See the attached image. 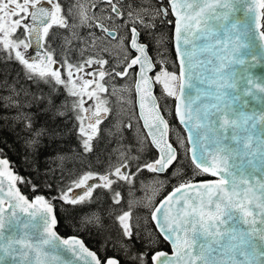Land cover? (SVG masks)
I'll list each match as a JSON object with an SVG mask.
<instances>
[{"label":"snow or ice","instance_id":"1","mask_svg":"<svg viewBox=\"0 0 264 264\" xmlns=\"http://www.w3.org/2000/svg\"><path fill=\"white\" fill-rule=\"evenodd\" d=\"M0 64V121L78 141L58 184L0 148V264H264V0H0Z\"/></svg>","mask_w":264,"mask_h":264},{"label":"trees","instance_id":"2","mask_svg":"<svg viewBox=\"0 0 264 264\" xmlns=\"http://www.w3.org/2000/svg\"><path fill=\"white\" fill-rule=\"evenodd\" d=\"M161 31H169L168 28H162ZM20 71V66L17 64L4 65L0 64V80L5 78V72L10 73L8 80H11L16 76L17 72ZM22 77V74H21ZM21 83L23 80L21 78ZM33 90H35L33 88ZM47 91V89H45ZM36 111V109H33ZM7 115L11 116L12 113ZM171 120V116L167 115ZM47 117L41 115L38 117V124H43ZM74 120L69 117H57L55 121H48V126L56 128L59 135L46 137L41 141L40 146L37 149L29 148L25 144L27 134L22 130V125H13L11 121H0V148L4 149L9 160L15 166V170L19 175L26 178L32 179L34 183H43L47 181L49 183L58 184L61 176V169L58 167V161L55 159L58 155H65L72 157L75 150H78V141L73 128ZM130 129L125 130L124 134ZM110 138L105 137L99 142L97 151L103 150ZM113 145H110L111 147ZM94 159V158H93ZM65 167L67 169L78 168L79 162L69 159L66 161ZM54 170V171H51ZM67 183V177L65 178ZM21 190L26 194L28 188L21 187ZM47 192V189L44 190ZM67 213H60L61 225L58 231L63 235L76 234L73 222L67 219ZM75 215V213H73ZM109 233L102 232L99 235L93 231L92 235L83 234L82 238L85 242L97 250L100 248L98 244L104 243L105 236ZM118 253V250H116ZM113 249L109 245V254L111 255ZM119 255H122L118 253Z\"/></svg>","mask_w":264,"mask_h":264},{"label":"rangeland","instance_id":"3","mask_svg":"<svg viewBox=\"0 0 264 264\" xmlns=\"http://www.w3.org/2000/svg\"><path fill=\"white\" fill-rule=\"evenodd\" d=\"M29 51H31V50H29ZM171 101H169V104L171 105ZM170 116V115H169ZM121 118L123 119V121H124V123H127L128 121H129V119L131 118V113L127 110V109H125L124 110V112L122 113V115H121ZM132 122H133V124H135V120L134 119H132ZM134 133H135V128H133V129H130L128 132H126L125 134H124V136H125V138H126V140H125V142L126 143H131V142H133V136H134ZM114 146V145H113Z\"/></svg>","mask_w":264,"mask_h":264},{"label":"water","instance_id":"4","mask_svg":"<svg viewBox=\"0 0 264 264\" xmlns=\"http://www.w3.org/2000/svg\"><path fill=\"white\" fill-rule=\"evenodd\" d=\"M257 71H264V69H257ZM167 118V117H166ZM60 233V232H59ZM61 234V233H60ZM62 235V234H61ZM72 235V234H71ZM63 236V235H62ZM86 243V242H85ZM87 244V243H86ZM88 245V244H87ZM90 247V246H89ZM91 248V247H90ZM92 250H94L93 248H91ZM95 251V250H94Z\"/></svg>","mask_w":264,"mask_h":264},{"label":"flooded vegetation","instance_id":"5","mask_svg":"<svg viewBox=\"0 0 264 264\" xmlns=\"http://www.w3.org/2000/svg\"><path fill=\"white\" fill-rule=\"evenodd\" d=\"M166 117H167V116H166ZM167 118L169 119V117H167ZM98 246H99V247H101V245H100V244H98Z\"/></svg>","mask_w":264,"mask_h":264}]
</instances>
